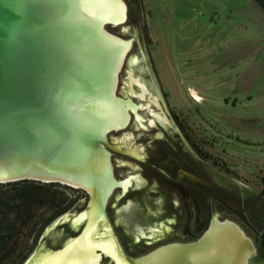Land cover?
I'll return each instance as SVG.
<instances>
[{"label":"rangeland","instance_id":"rangeland-1","mask_svg":"<svg viewBox=\"0 0 264 264\" xmlns=\"http://www.w3.org/2000/svg\"><path fill=\"white\" fill-rule=\"evenodd\" d=\"M122 2L125 22L105 25L130 45L114 93L129 121L106 134L121 149L110 153L119 185L103 206L119 246L105 239L86 264H125L120 251L140 259L198 242L210 203L198 189L264 198V9L254 0ZM128 180L126 193L120 183ZM75 195L81 199L64 215L87 211L86 192ZM86 213L51 223L30 264L50 263L77 240ZM218 215L258 249L234 215ZM257 257L248 264H264Z\"/></svg>","mask_w":264,"mask_h":264},{"label":"water","instance_id":"water-1","mask_svg":"<svg viewBox=\"0 0 264 264\" xmlns=\"http://www.w3.org/2000/svg\"><path fill=\"white\" fill-rule=\"evenodd\" d=\"M72 12L71 0H0V171H6L0 184L27 180L86 192L87 211L57 220L69 222L91 210L93 193L73 179L81 150L91 154L100 148L107 153L112 182L110 153L121 151L106 135L86 133L72 117V106L91 98L102 79L87 54L90 39L82 37L84 27L73 20ZM100 207L106 217L101 202ZM217 224L232 223L216 216L198 242L177 246L198 245ZM248 241L247 264L255 252ZM165 250L140 259L125 256L130 264H145ZM34 257L32 253L24 264Z\"/></svg>","mask_w":264,"mask_h":264},{"label":"bare ground","instance_id":"bare-ground-1","mask_svg":"<svg viewBox=\"0 0 264 264\" xmlns=\"http://www.w3.org/2000/svg\"><path fill=\"white\" fill-rule=\"evenodd\" d=\"M71 2L73 20L84 27L85 34H81L82 37L88 36L90 39L91 47L87 54L93 59L95 69L102 73V79L92 97L72 106V117L86 133L104 137L112 129L124 128L129 121L126 105L117 101L114 93L116 76L130 45L105 30V25L109 23L118 25L125 22L126 5L122 0ZM195 100L199 102L201 98L195 95ZM108 158L107 153L100 148L91 154L81 150L73 179L93 193L91 213L82 215V218H89L87 228L80 238L69 243L50 263L47 262L48 257H44L39 264H86L93 260L99 244L105 239L110 238L118 245L112 227L100 207V202L104 206L113 189L119 185L109 180ZM5 174V170L0 171V175ZM129 183V180L120 183L124 191ZM103 191L105 194L102 201ZM249 246L248 238L241 235L236 224H217L213 225L198 245L188 249L175 245L145 264H181L182 261L184 264H247L251 254ZM120 255L125 264H130L121 251Z\"/></svg>","mask_w":264,"mask_h":264},{"label":"trees","instance_id":"trees-1","mask_svg":"<svg viewBox=\"0 0 264 264\" xmlns=\"http://www.w3.org/2000/svg\"><path fill=\"white\" fill-rule=\"evenodd\" d=\"M76 193L57 183L0 184V264H24L47 227L79 202Z\"/></svg>","mask_w":264,"mask_h":264},{"label":"flooded vegetation","instance_id":"flooded-vegetation-1","mask_svg":"<svg viewBox=\"0 0 264 264\" xmlns=\"http://www.w3.org/2000/svg\"><path fill=\"white\" fill-rule=\"evenodd\" d=\"M262 182L264 183V178L262 179ZM131 185L132 184L128 185L125 192L130 188ZM197 193H199L202 196H208V198L210 199V203L208 205H205V209H204V214L206 216V221H207L204 227L205 228L207 227L208 229L214 217L217 216L218 218H220L218 214L228 212L229 214L234 215L238 220L239 224L243 227V229L246 232H248L253 237V239H255L256 242L258 241V249L254 247L255 251L258 252L257 261L263 259L264 250L263 252L261 251L263 235H264L263 196H259L255 199L253 198L240 199L239 197L229 194L227 192L225 193L222 191L220 193L216 192L210 194L200 189L197 190ZM214 211L218 213H216L215 215Z\"/></svg>","mask_w":264,"mask_h":264}]
</instances>
